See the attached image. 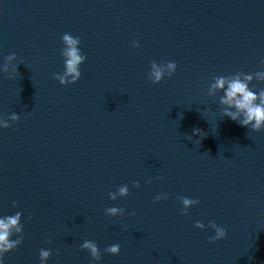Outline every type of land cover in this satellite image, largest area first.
<instances>
[{
    "label": "water",
    "instance_id": "water-1",
    "mask_svg": "<svg viewBox=\"0 0 264 264\" xmlns=\"http://www.w3.org/2000/svg\"><path fill=\"white\" fill-rule=\"evenodd\" d=\"M65 32L86 59L61 85ZM261 58L264 0H0V67L18 65L0 71V218L20 212L23 225L2 264H40L41 248L45 264H264V129L224 117L223 91L209 93L236 74L264 88ZM151 61L177 68L153 84ZM177 196L199 203L182 215ZM210 220L224 239L208 241Z\"/></svg>",
    "mask_w": 264,
    "mask_h": 264
},
{
    "label": "clouds",
    "instance_id": "clouds-1",
    "mask_svg": "<svg viewBox=\"0 0 264 264\" xmlns=\"http://www.w3.org/2000/svg\"><path fill=\"white\" fill-rule=\"evenodd\" d=\"M61 41L64 47L61 49V56L64 58V73H54L53 78L58 80L61 85L71 84L76 82L80 76L81 72L79 66L85 61L86 56L81 53L80 48L77 45L80 44V38L74 37L73 35L65 32L61 36ZM134 46L139 47L136 44ZM16 59L15 53H10L4 57V61H12ZM260 64L264 65V58H261ZM17 66H12V72L8 73L7 63L0 67V71L8 74V78L11 79L13 74L17 72ZM177 68V65L173 61H166L162 64H158L156 61L150 62V69L147 73V79L153 84L161 82L166 76H171ZM256 79L258 81L264 82V70L255 72ZM69 77H71L69 79ZM253 76L251 74H245L244 78L241 79L239 74H236L232 78L225 76L214 77V83L209 87V93L211 94L215 90H222L223 95L220 97V104L225 105L223 108L222 115L224 117L230 118L232 121L237 122L239 125L249 128L252 131L258 132L264 129V88L254 90L249 87V83ZM30 115V113H26ZM13 122L19 120V116L13 112L10 116ZM0 127L8 128L10 127L7 121H0ZM206 132L199 128H193L192 134L187 135L188 140H192L193 136H198L196 139L197 144L201 143V140L206 136ZM159 179V178H158ZM151 182L149 179L146 181ZM133 187H139V181H132ZM129 194L128 186L122 185L117 188L115 192H109L108 196L112 200H116L117 197H124ZM161 199H168L167 194L161 193L153 198V202L159 201ZM177 200L181 203L182 207L180 212L182 215L187 214L190 206L197 205L199 203L198 199L189 198L185 196H177ZM14 206L17 205L16 201H13ZM125 210L123 208L111 206L104 209L105 215L117 216L123 215ZM134 213H129L132 215ZM31 218V216H29ZM21 213L17 212L12 215H5L0 218V264H2V257L5 253L15 249L23 240L21 224ZM195 227L203 229L205 225L200 222H195ZM208 227L214 229V235L208 237L210 243H214L218 240L224 239L227 235V230L223 226L217 225L215 221L210 220L208 222ZM14 233H17L15 239H12ZM51 243V241H47ZM82 250H87L92 260L99 261L101 259V252L98 249L97 244L91 240H84L79 246ZM104 252L117 255L120 252V244L114 243L107 246ZM52 254V250L41 248L38 250V256L40 264H45L47 259Z\"/></svg>",
    "mask_w": 264,
    "mask_h": 264
}]
</instances>
